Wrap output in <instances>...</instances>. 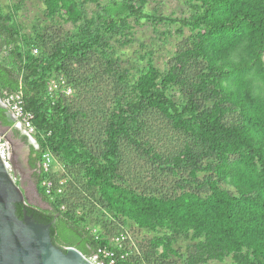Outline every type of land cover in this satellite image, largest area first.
Segmentation results:
<instances>
[{"label": "trees", "instance_id": "obj_1", "mask_svg": "<svg viewBox=\"0 0 264 264\" xmlns=\"http://www.w3.org/2000/svg\"><path fill=\"white\" fill-rule=\"evenodd\" d=\"M44 1L50 20L84 21L80 32L54 29L51 38L47 31L24 34L0 6V97L21 91L25 108L35 115L40 133L38 146L29 143L32 164L38 167L46 150L55 160L52 173L36 171L37 189L51 207L17 203V214L23 217L26 210L49 223L56 244L76 246L89 256L100 246L123 251L111 238L128 233V222L155 232L143 254L131 241L125 245L129 256L116 264H165L171 254L181 256L175 244L183 234L193 241L184 264L226 258V264H264V0H187L189 15L179 18L148 13L146 0L111 1L88 20L80 0ZM129 16L178 23L194 35L176 49L164 71L149 63L136 79L132 68L117 73L98 151L77 133L86 113L73 110L69 98L91 73L80 75L74 67L89 63L94 48L110 47L103 37L128 27ZM94 72L93 81L99 75ZM54 78L65 83L50 92ZM129 79L131 96L119 84ZM174 87L182 91L180 102L167 92ZM149 111L166 118L188 142L169 154L157 150L143 136ZM14 124L0 105V127L27 142L28 135ZM123 139L168 171L175 179L172 190L163 180L129 183ZM45 178L54 181L53 195L46 194ZM59 186L62 192L56 193ZM119 217L123 221L117 225Z\"/></svg>", "mask_w": 264, "mask_h": 264}, {"label": "rangeland", "instance_id": "obj_2", "mask_svg": "<svg viewBox=\"0 0 264 264\" xmlns=\"http://www.w3.org/2000/svg\"><path fill=\"white\" fill-rule=\"evenodd\" d=\"M80 1L83 2L86 20H88L106 3L121 0H100L98 4ZM0 6L7 17L10 18L12 15V22H15L24 34H34L35 31L37 33L47 31L51 33L49 34L51 38L54 35L52 32L54 29L55 31L57 29L62 30V34L69 32L78 33L81 30L82 23H84L82 21L81 25H75L71 22H64L58 17L50 20L45 12L44 0H0ZM144 7L152 15H166L176 18L187 17L189 15L187 0H146ZM127 21L129 23L128 27L118 28V30L110 32L103 37L104 43H109L110 47L104 50H100V47L94 48V51L91 52L89 63L80 66L75 64L74 67L75 71L80 75L91 73L82 84H77L80 85L77 94L69 98L73 110L80 109L86 113L85 116L79 118L78 125L76 126L77 133L80 135L82 133L88 142L87 144L93 146L98 151H100L102 142L106 138L104 128L111 116L108 106L110 103H114V92L117 87L113 84L116 80L118 81L117 73L122 69L132 68V72L134 73L133 78L136 79L139 71L149 63L155 64L161 71H164L169 66L168 62L175 54L176 49L179 46L187 44L194 35V32L189 27H182L178 23L153 21L150 18L136 21L131 16L127 18ZM34 53H38V50ZM112 65L113 68H111ZM94 71L98 72L99 75L93 81L89 78L94 75ZM119 84L123 85L126 95L131 96L133 94L131 92L133 84H131L130 79L126 82L119 81ZM167 92L176 101L180 102L183 98L182 91L178 87H174ZM146 116L145 119L148 126L143 129V136L157 150L164 154H169L171 151L180 149L184 142H188L184 135L174 131L169 126L167 119L161 118L158 113L149 111L146 112ZM0 129L5 134H10L14 138L15 147L25 146L23 144L25 141L21 142L22 139L19 136H13L11 129L7 127H0ZM123 140L122 152L124 162L126 169L130 170L129 183L133 179H143L142 181H151L152 183H160L163 180L167 182L164 185L169 190H172L175 179L169 175L168 171H161L157 165L152 164L147 156L141 154L139 149L132 146L129 141ZM13 148L12 146V150ZM177 179L178 177L176 181ZM21 187L29 203L42 208L51 207L39 193L37 182L36 186L24 183V187L23 185ZM122 219V217L116 218V224H122ZM127 224L125 226L130 241L134 242L138 247V251L143 254L149 248V245H151V239L155 232L140 228L131 222ZM192 243L193 241L189 234L178 235L175 245L177 248L180 247L182 257L171 254L164 260V263L171 264L177 262L178 264H184L183 254H185L187 246ZM228 261L229 258H226L224 261L209 260L204 264H226Z\"/></svg>", "mask_w": 264, "mask_h": 264}, {"label": "water", "instance_id": "obj_3", "mask_svg": "<svg viewBox=\"0 0 264 264\" xmlns=\"http://www.w3.org/2000/svg\"><path fill=\"white\" fill-rule=\"evenodd\" d=\"M0 105L5 107L1 97ZM0 134L14 147L10 134L1 129ZM14 156L13 149L10 171L0 155V264H94L78 247L56 244L49 223L38 221L26 210L23 217L17 214V203H30L18 182Z\"/></svg>", "mask_w": 264, "mask_h": 264}, {"label": "built area", "instance_id": "obj_4", "mask_svg": "<svg viewBox=\"0 0 264 264\" xmlns=\"http://www.w3.org/2000/svg\"><path fill=\"white\" fill-rule=\"evenodd\" d=\"M34 52H37V49H35ZM64 83L65 80L63 78L51 79L49 82L48 90L50 92L57 91ZM65 91L67 94H70L72 92V88L66 87ZM2 102L14 116L16 122L20 124V127L24 129V132L28 135V137L32 139L34 138L35 145L38 146L36 135L40 132L34 124L35 115L32 111L25 108L22 92L14 91L6 95L5 98L2 99ZM0 155L3 158L7 168L12 171V145L9 139H7L3 134H0ZM54 161V156L51 151L46 150L43 152L40 161V168L45 174H50L53 172V170L55 169ZM63 183L64 181H60V185ZM42 185L46 190V194L53 195L55 191V185L52 179L45 178L42 182ZM61 192L62 187L59 186L56 190V193ZM62 208H64V206H62ZM93 232L96 235V239H98L99 235L97 233V229L93 228ZM111 241L116 243L121 250H124L117 252L112 248L100 246L93 254H91L90 256L88 255L89 259L94 264H116L118 262V259H126L129 256L130 251L126 250L125 248V245H129V247L131 245L128 233L121 232L118 235L113 236L111 238Z\"/></svg>", "mask_w": 264, "mask_h": 264}, {"label": "flooded vegetation", "instance_id": "obj_5", "mask_svg": "<svg viewBox=\"0 0 264 264\" xmlns=\"http://www.w3.org/2000/svg\"><path fill=\"white\" fill-rule=\"evenodd\" d=\"M13 136H15V134L13 133ZM12 137V136H11ZM13 141H14V150H15V168H16V172L18 175V182L20 183V185H23L24 187V183H27L28 185L32 186H36V182L38 184V178L36 175V171L37 169H39L40 167V161L37 162L38 167L34 166L31 162V148H30V144L29 142H23L24 140L22 139L21 142H23V144H25V146L23 145H19L20 147H15L16 143L14 138L12 137ZM29 141V139H28ZM21 144V143H20ZM29 144V145H28ZM17 145V146H18ZM38 206V205H35Z\"/></svg>", "mask_w": 264, "mask_h": 264}, {"label": "crops", "instance_id": "obj_6", "mask_svg": "<svg viewBox=\"0 0 264 264\" xmlns=\"http://www.w3.org/2000/svg\"><path fill=\"white\" fill-rule=\"evenodd\" d=\"M9 113H10V115L12 116V118L15 120V118H14V116L11 114V112L9 111ZM14 126L16 127V128H18L20 131H21V133L22 134H26L25 132H24V129L23 128H21L20 127V124H18L17 122H16V120H15V124H14ZM8 128V127H7ZM10 129V128H9ZM28 139H29V142L30 143H32V144H35V142H34V138L32 139H30L29 137H28ZM29 202V201H28ZM31 204V203H30Z\"/></svg>", "mask_w": 264, "mask_h": 264}]
</instances>
